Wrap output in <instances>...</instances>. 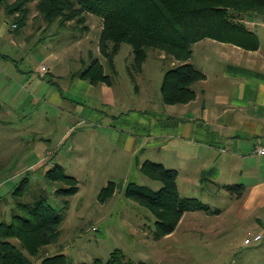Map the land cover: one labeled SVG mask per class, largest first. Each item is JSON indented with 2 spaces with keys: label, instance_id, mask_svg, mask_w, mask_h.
Wrapping results in <instances>:
<instances>
[{
  "label": "rangeland",
  "instance_id": "rangeland-1",
  "mask_svg": "<svg viewBox=\"0 0 264 264\" xmlns=\"http://www.w3.org/2000/svg\"><path fill=\"white\" fill-rule=\"evenodd\" d=\"M12 1L0 2V51L8 57L0 58V63L4 64H0V118L7 121L0 122V221L9 222L12 213L21 212L22 209L15 205L13 189L26 176V191L17 196V200L33 204L34 199L44 191L49 203L61 209L64 217L57 241L47 245L44 250L49 255L59 252L67 256L71 264H92L95 258L104 261L113 250L121 249L126 256L124 260L131 259L136 263L241 264L246 250H250L249 246L243 245L244 237L252 236L249 233L253 234V231L246 233L251 225L250 220L235 222V217L229 211V193L213 189L209 196L199 192L203 202L220 209L222 213L204 217L205 213L200 211L190 223L188 215L176 230L157 238L155 215L124 195L128 182L153 191L160 189L161 182L145 175L139 167L149 148L133 155L121 151L122 145L116 144L115 153H121L111 157L110 153L114 151L109 147L87 141L88 136L95 134H104L107 139L104 131L92 128L91 119L95 112L101 113L103 121L111 113L113 119L118 120L120 114H134L143 107L148 108L149 112L168 110L169 104L162 101L161 84L165 71L173 63L159 57L156 50L148 49L142 68L138 71L134 67L132 47L128 43H121L114 56L113 71L99 49L100 17L88 14L85 27L70 22L60 28L56 22L47 24L36 10L37 0H32L27 3V24L15 29L4 9ZM95 59L103 63L106 74L116 87L100 92L98 85H94L85 94V101L78 99L76 110L79 116L74 119L68 116L72 131L67 134L64 145H59L58 154L50 160L61 163L65 173L77 179L78 191L69 196H56L55 189L67 187L71 181L51 183L44 177L51 162L44 158L43 148L56 144L60 129L57 124L63 115L48 111L45 107L32 113L34 105L29 104L25 108L29 98L19 109L10 111L5 103L10 105L14 102L3 96L5 93L2 89L7 82L2 77L8 74L19 81L20 77L28 76L41 63L47 65L53 61L56 63L55 71L65 73L62 78L64 82L69 78L68 71L84 69ZM25 90L31 92L27 87ZM102 98L112 101V105L101 103ZM79 117L83 119L82 122ZM121 138H124L123 135ZM86 142H90V147L77 154L67 149L79 144L86 146ZM34 146L36 155L32 156ZM42 158L47 161L39 163L38 160ZM109 177H113L117 187L120 185L121 188H116L114 195L101 203L98 197ZM64 201H67V206L62 208ZM29 259L32 264H38L41 258ZM247 259H251L250 253Z\"/></svg>",
  "mask_w": 264,
  "mask_h": 264
},
{
  "label": "crops",
  "instance_id": "crops-1",
  "mask_svg": "<svg viewBox=\"0 0 264 264\" xmlns=\"http://www.w3.org/2000/svg\"><path fill=\"white\" fill-rule=\"evenodd\" d=\"M241 21L256 35L255 48H246L210 37L191 44L188 61L203 74V78L190 85L193 91L191 98L183 102L166 103L170 108L163 112H149L148 108L143 107L134 114H120L118 120H114L111 113L101 121V113L95 112L91 119L92 128L104 131L107 139L104 134H95L88 136L87 141L99 143V146H103V143L114 151L110 153L111 157L117 156L121 151L134 155L149 148L139 167L145 161H153L176 171L179 195L194 197L206 205L207 209L184 211L175 230L188 215L190 223L200 211L205 213L204 217L222 213L220 209L203 202L199 192L209 196L213 189L216 192L223 190L229 193V211L235 217V222L250 220L251 225L247 227L246 233L251 230L253 234L249 235L259 233L262 237L249 245L243 244L249 246L250 250H246L241 264H264V156L255 152L258 146L264 145V14H246ZM158 56L162 58L163 54ZM1 57L8 58L0 51ZM55 64L53 61L47 65L41 63L28 76L20 77L21 81L6 74L2 77L7 82L2 92L5 93L3 96L8 97L7 100L13 99L14 103H5L10 111L19 109L29 98L25 108L29 104L34 105L35 110L32 113L45 107L48 111L63 115L57 124L60 129L56 144L43 148L46 156L44 158L48 159V163L51 162L49 168L55 164L63 168L61 163L50 159L55 157L59 145H64L67 134L72 131L68 116L73 119L79 116L76 110L78 99L85 101V94L94 85H98L102 92L114 89L116 84L111 79L110 82L92 83L82 75L84 69L68 71V80L62 82L65 73L55 71ZM15 76L19 77L18 74ZM26 87L31 92L26 91ZM112 99L113 96L110 97ZM101 103L112 105L113 102L102 98ZM9 110L7 114L10 113ZM82 121L81 118L80 122ZM0 122L7 121L0 118ZM86 143V146L79 144L67 149L77 154L78 151L82 152L90 147V142ZM116 144L122 145L118 153L114 149ZM92 145L96 147L95 144ZM33 148L32 156H35V146ZM38 161L41 163L47 160L42 158ZM109 182L113 183V192L108 198L118 188L113 177L107 178L104 187ZM236 185L242 186L239 196L230 189V186ZM246 237L248 236L244 238ZM249 253L251 259H247Z\"/></svg>",
  "mask_w": 264,
  "mask_h": 264
},
{
  "label": "trees",
  "instance_id": "trees-1",
  "mask_svg": "<svg viewBox=\"0 0 264 264\" xmlns=\"http://www.w3.org/2000/svg\"><path fill=\"white\" fill-rule=\"evenodd\" d=\"M29 1L32 0H13L4 7L15 29L27 24ZM35 6L47 24L56 22L60 28L70 22L85 27L88 14L100 17L99 49L113 71L114 56L121 43L132 47L134 67L138 71L148 49L163 54V60L173 63L165 71L161 84L165 103L188 100L193 96L190 85L203 78V74L188 61L192 43L210 37L255 48L257 37L241 19L250 13L264 14V0H37ZM82 75L92 83L110 82L97 59L84 68ZM140 170L151 179L160 181V189L153 191L128 182L124 195L155 215L157 238L174 231L184 211L207 209L196 198L179 195L174 169L145 161ZM44 177L51 183L71 181L67 187L56 188V196H69L78 191L75 177L65 173L58 164L47 169ZM27 182L25 176L13 189L15 205L22 209L21 212L12 213L9 222L0 221V264H32L29 257L41 258L38 264H71L62 253L49 255L44 252L47 245L57 241L64 217L61 209L49 203L44 191L33 204L17 200V196L26 191ZM230 189L236 196L242 193L241 185L230 186ZM112 192L113 183L109 182L101 189L98 199L104 201ZM66 206L67 201H64L62 208ZM125 257L121 249H115L106 260L95 258L92 264H144L124 260Z\"/></svg>",
  "mask_w": 264,
  "mask_h": 264
},
{
  "label": "built area",
  "instance_id": "built-area-1",
  "mask_svg": "<svg viewBox=\"0 0 264 264\" xmlns=\"http://www.w3.org/2000/svg\"><path fill=\"white\" fill-rule=\"evenodd\" d=\"M12 26L14 27L15 25L12 24ZM256 154L260 155V156H264V145H260L255 149ZM261 234H255L253 236H249L244 238L243 243L245 245L251 244L252 242H256L259 241L261 239Z\"/></svg>",
  "mask_w": 264,
  "mask_h": 264
}]
</instances>
